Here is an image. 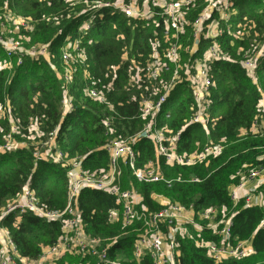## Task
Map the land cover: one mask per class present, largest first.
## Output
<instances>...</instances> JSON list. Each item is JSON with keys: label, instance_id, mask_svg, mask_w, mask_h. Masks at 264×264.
I'll use <instances>...</instances> for the list:
<instances>
[{"label": "trees", "instance_id": "trees-1", "mask_svg": "<svg viewBox=\"0 0 264 264\" xmlns=\"http://www.w3.org/2000/svg\"><path fill=\"white\" fill-rule=\"evenodd\" d=\"M12 1L16 9L26 12L33 20V30L20 28L23 36L16 35L17 39L29 40L32 34L40 41L32 46L47 45L48 53L36 58L25 56L19 60L14 56L9 59L0 46V143L6 135L14 140L27 136L24 127L32 119L38 123L35 130L41 133V139L53 137L57 149L67 155V160L77 156L88 173L106 170L108 156L103 146L109 135L105 134L107 129L103 122L111 127L112 136H133L142 125L139 118L142 98L154 100L161 90L158 81L147 79L141 70L155 44L156 51L163 52L161 19L147 25L106 12L81 40L83 59L75 60L71 56L64 63L60 49L66 44L65 37L73 40L79 35L75 28L80 18L75 14L78 9L64 0ZM212 3L216 4L212 0H194L183 9L187 24L178 35L183 48L193 43L192 22ZM231 3L228 18L218 22L224 32L210 38L206 24L211 21V14L203 24L195 53L190 55L198 59L214 42L223 57L210 63L214 86L210 90L208 119L214 121H207L206 130L200 124H187L193 104L191 91L183 87V83L172 90L162 110L163 118L157 120L160 128L166 125L173 132L180 131L179 153L190 152L196 144L203 145L207 140L224 144L222 152L207 163L192 166H170L158 157L163 178L172 180L169 186L163 181L139 182L127 165L120 164L118 184L122 190L132 189L140 195L138 208L144 207L149 212L160 209L163 204L155 200L154 195L185 207L192 206L194 212L215 208L231 217L230 242L249 241L251 244L249 256L217 262L200 244L219 243L222 238L204 228L195 238L178 237V264H264V228L259 226L263 207L245 205L243 199L233 202L229 196L230 189L240 181L241 177L236 175L239 170L264 168V129L251 131L257 105L264 95V0H231ZM255 54L256 83L240 63L244 55L253 58ZM182 56L187 58L188 54L182 50ZM5 62L11 67L3 69ZM65 68L71 71L68 82L62 79ZM84 80L96 83L112 110L86 96ZM64 95L72 103V109L65 113L62 112ZM167 114L169 117L164 119ZM11 124L19 126L17 132L11 131ZM243 133L241 140L238 136ZM237 140L239 142L227 147V143ZM134 150L138 153L136 165L139 167L156 160L150 140H138ZM34 152L33 146L28 145L0 153V215L7 202L17 197L28 181L44 209L65 208L68 167L63 166L61 160L36 157ZM193 177L199 181L192 182ZM76 204L84 233L111 242L108 261L104 264H151L148 257L138 262L132 257L136 237L133 228L139 225L125 227L119 219L109 220V211L119 209L115 196L104 190L82 188ZM0 225L6 229L17 255L32 260L43 247L55 244L62 233L58 221L44 220L30 212L9 213L0 219ZM65 259L69 264H98L95 257L71 258L68 254L60 257L56 264L67 263Z\"/></svg>", "mask_w": 264, "mask_h": 264}, {"label": "built area", "instance_id": "built-area-1", "mask_svg": "<svg viewBox=\"0 0 264 264\" xmlns=\"http://www.w3.org/2000/svg\"><path fill=\"white\" fill-rule=\"evenodd\" d=\"M43 1V0H40ZM72 8L78 9L75 14L79 16L78 24L75 26L79 34L75 39L71 40L66 36L64 46L61 47V57L64 63H67L71 56L76 60L83 59L84 49L81 45L83 36L91 30V28L101 19L104 14H118L126 18H131L135 22H143L145 24H156L161 19L162 33L164 39V49L159 54L155 46L144 66L142 72L144 77L152 81H158L161 87L160 93L154 100L142 98L139 107V118L142 121L139 131L131 137L120 138L112 136V129L108 123L103 122L106 127V135L109 138L103 146L108 156V167L106 170H100V173L84 170L80 161L71 159L74 164L68 168V189L67 204L63 210H46L38 204L34 196V192L28 181L22 188L20 198L9 202L3 208L0 219L9 213L30 212L44 220H54L61 224V235L57 242L51 246L43 247L41 253L36 258L42 264H51L63 257L65 254L76 255L81 257H95L98 264H104L108 261L107 250L111 242L102 245L97 237H91L84 233L80 212L77 209L76 198L82 188H91L104 190L115 196L119 209L110 210L108 218L111 221L113 214L117 213L116 221L119 219L123 226L134 227L136 237L132 244V257L137 262L144 257L151 260V264H178L180 250L178 248L177 223L184 222L192 229L201 231L202 229L211 230L222 238L219 243H201L206 250L207 255L213 260L219 262L229 258L239 259L247 255V245L249 241H238L235 244L230 242V226L231 217L223 215L215 208L204 209L194 212L192 206L185 207L178 202H167L157 211L149 212L146 208L137 207V202L133 199V193L130 190H122L118 184L120 176V164L127 165L131 174L139 181L145 183L163 181L170 185L172 180L163 178L158 157L164 159V162L170 166H192L201 163H207L210 158L218 156L224 149V144L215 143L208 140L203 145H197L190 152L179 153L177 151V143L180 140V131L173 132L166 125L163 128L157 125L160 120L162 110L172 90L179 84L183 83V87H188L192 96V115L187 124H200L206 130L208 119V109L210 105V90L214 86L212 75L210 73V63L218 61L223 57L220 54L219 47L214 42L207 47L204 53L198 59H192L191 54L195 53L200 41V34L203 24L210 18L216 8L222 13L221 16H211V23H217L221 19H227L230 15L231 0H212L216 2L209 6L207 14L198 15L191 24L193 43L185 48L178 42V35L181 28L187 24L184 21L183 9H187L194 0H64ZM13 13L8 7H4L2 14V23H0V46L2 47L6 58L22 57L36 58L45 56L48 53L47 45L24 47L21 39H12L6 37L8 29L5 23L11 20ZM18 28L26 31L33 30V20L31 17L19 18L17 21ZM17 29V27H16ZM224 32L218 27L215 34L210 32V38L218 37ZM184 54H188L187 58H183ZM72 55H71V53ZM254 57L244 55L241 60L242 67L249 73L255 72L256 65ZM11 62V61H9ZM19 63V62H18ZM133 61H131V64ZM3 69L10 68V63H4ZM71 71L65 68V74L62 79L68 82L71 79ZM85 81L84 91L89 98L99 101L107 105L112 110V106L106 101V98L100 89H97L94 81ZM159 90V89H158ZM264 105V95H262ZM72 109L71 101L64 95L62 99V112L65 113ZM167 114L164 119H167ZM38 123L30 120L24 130L27 134L37 129ZM12 132H17L19 126L11 124ZM264 129V109L258 110L254 115L251 131L256 133L257 130ZM36 131V130H35ZM150 140L154 146L156 160L137 166L136 157L138 153L134 150V145L140 139ZM4 150H8V145L2 146ZM34 156H38L34 152ZM53 160H67V155L60 151H56ZM70 160V159H68ZM264 173V168L250 169L246 172L239 170L236 175L240 176V181L234 185L229 196L233 202H237L236 192L246 183L255 181ZM178 180V179H176ZM192 182H198L199 179L193 177ZM137 203V204H136ZM244 204H249V199L244 198ZM264 209V205L261 206ZM227 214V213H225ZM115 219V218H114ZM113 222V221H112ZM259 226L264 228V213L260 220ZM3 227L0 225V231ZM5 229V228H4ZM198 232V233H199ZM185 238H194L189 232H185ZM196 243L198 241L196 240ZM6 247L1 243L0 239V264H27L33 261L27 257H19L15 246L9 237L5 238ZM35 260V259H34ZM87 264V263H86Z\"/></svg>", "mask_w": 264, "mask_h": 264}, {"label": "rangeland", "instance_id": "rangeland-1", "mask_svg": "<svg viewBox=\"0 0 264 264\" xmlns=\"http://www.w3.org/2000/svg\"><path fill=\"white\" fill-rule=\"evenodd\" d=\"M40 1V0H39ZM125 1H128V0H125ZM136 1H141V0H136ZM12 3H14V1H8V0H3V2L0 0V23H2V14H3V10H4V7H8L10 6L11 4V8H9V10L13 13V15H11V20H8V22L5 23V26L6 28L8 29V32H6L7 34V37L10 39H15L17 38L16 35L22 37L23 36V33L21 32L20 28H18V25L17 24V21L19 18H25V17H29L30 15L27 16V13L26 12H23L21 11L20 9H16V6L13 5ZM208 12V9L205 10L204 14H207ZM214 15L212 16L213 17H216L217 15L221 16L222 13L216 8V11H213ZM217 14V15H216ZM207 26V30L208 32H211L212 31V34H215L217 29H218V25L217 23H207L206 24ZM16 27H17V30H16ZM220 29H222L223 27L219 26ZM230 30V29H229ZM239 34H242V33H239ZM29 40H26V39H23L22 40V43H23V46L24 47H33L32 44L34 43H37V42H40L38 41L37 39H35L32 34L30 35V37H28ZM255 80H256V77H255ZM161 92H159L160 94ZM158 94V95H159ZM157 95V96H158ZM25 131V130H24ZM30 135H32V146L34 148V151L36 152V154L40 157H44V158H52L55 154L56 151H59L57 149V145L54 143L53 141V137L51 138H48V139H44L42 140L41 139V133L38 134L37 131H33L31 133H28ZM245 134H241V136L239 135L238 138L241 139L243 138L242 136H244ZM244 138H247V137H244ZM14 140V138L10 137L9 135H6L3 142L0 143V147L3 146L4 144H7L9 145L10 142H12ZM243 140V139H241ZM208 141V140H207ZM206 141V142H207ZM237 142H239V140L237 141H234L233 143H227V147L230 146L231 144H236ZM56 147V148H55ZM56 149V150H55ZM72 159H76L78 160V157H74ZM71 160V159H70ZM70 160H63L61 163L63 166H67L68 168L72 167V164H74V162L71 163ZM96 173H100V171L96 172ZM262 177L260 179H258L256 182H254L255 184H257V186L255 187L254 191H251L250 192V195L251 196H258L260 197L263 202H264V173L261 175ZM253 183V182H252ZM250 183V184H252ZM154 196H159V195H154ZM159 199L161 200V197H159ZM168 199H162L161 203L162 204H165L167 203ZM137 204V203H136ZM138 205V204H137ZM223 215H227L225 213H223ZM133 232H135L133 230ZM185 232H189L190 234H192L194 236V238L196 236H199V231H196L194 229H192L190 226H188L186 223L184 222H178L177 223V235L176 237L178 238H185L186 236L184 235ZM102 243H105V242H108L107 240H102L101 241ZM71 258H73L74 256L76 258H81L80 256H76V255H69ZM246 256H249V254L245 255L244 257L242 258H245ZM242 258H239V259H242ZM67 263L65 264H69L68 262L70 261H67V259H65ZM75 261V260H74ZM72 264H75V262H71ZM51 264H56L55 262V259L52 260Z\"/></svg>", "mask_w": 264, "mask_h": 264}, {"label": "crops", "instance_id": "crops-1", "mask_svg": "<svg viewBox=\"0 0 264 264\" xmlns=\"http://www.w3.org/2000/svg\"><path fill=\"white\" fill-rule=\"evenodd\" d=\"M248 75H249V77H251L253 79V82L256 83L254 72H251ZM262 109H264V105H263V101L261 99L260 102L257 105V109L256 110L258 111V110H262ZM0 117H2L1 112H0ZM32 143H33V141H32V135L28 134L27 136H23L20 140H13L12 142H10V144L8 145V150L17 149V148H20V147H25L26 148V147H28V145H32ZM3 151H6V150H4L2 148V146H1L0 147V153L3 152ZM70 161L72 163V160H70ZM261 177L262 176L258 177L255 181H253V183L252 182L246 183L242 188L238 189L237 192H236L237 193L236 194L237 201L239 199H243L244 200V198H248L249 199V204H247V205L263 206L264 205V202H263V200L260 197H258V196H251L250 195V192L251 191H254L255 187L257 186V184H255L254 182H256ZM250 183H252V184H250ZM130 191L133 193V199L137 203H139L141 201L140 195L135 190L130 189ZM159 197L160 196H154V199L155 200H160ZM19 198H20V194L17 197H15L14 199L15 200H18ZM162 199H165V198H161L160 201H162ZM13 200H11L9 202H12ZM9 202H7V204ZM6 205H5V207H6ZM116 218H117V213H114L113 214V219H111V222L112 221L115 222L116 221ZM7 234L8 233H7L6 229L2 228L1 231H0V239H1V243H2V245L4 247H6L5 238H6V235ZM251 252H252L251 251V244L249 242L248 245H247V254H250ZM27 264H42V263L40 261H38V260L35 259L33 261L27 262Z\"/></svg>", "mask_w": 264, "mask_h": 264}, {"label": "bare ground", "instance_id": "bare-ground-1", "mask_svg": "<svg viewBox=\"0 0 264 264\" xmlns=\"http://www.w3.org/2000/svg\"><path fill=\"white\" fill-rule=\"evenodd\" d=\"M147 96V95H146Z\"/></svg>", "mask_w": 264, "mask_h": 264}]
</instances>
